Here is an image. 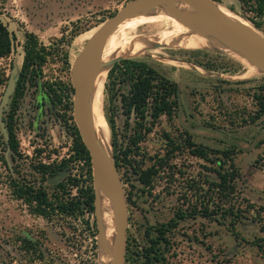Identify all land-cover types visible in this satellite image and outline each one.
<instances>
[{
  "label": "rangeland",
  "instance_id": "374dc122",
  "mask_svg": "<svg viewBox=\"0 0 264 264\" xmlns=\"http://www.w3.org/2000/svg\"><path fill=\"white\" fill-rule=\"evenodd\" d=\"M127 1L0 0V20L7 26L12 38L10 54L0 58V103L9 78L14 76L17 80L19 77L25 34L34 33L47 49L41 72L26 81L24 95L13 111L10 125L18 153L10 150L9 132L5 127L15 89L1 114L5 131L0 124V264H26L27 261L17 251L19 236L40 241L49 253L42 262L34 264H50L52 260L54 264H104L110 247L112 252L111 233L107 250L98 241L96 211L84 216L89 221L90 229L80 227V245L77 242L76 245H68L61 228L30 213L27 206L11 194L9 185L12 177L39 180L40 176L34 174L33 164L52 163L73 153L72 126L75 122L71 64L87 39ZM215 1L248 22L264 37V14L261 17L257 15V0ZM168 12L160 16L146 12L134 17L126 39L145 38L156 32L189 33L201 28L204 23L200 25L177 12ZM253 22L258 23L259 27H255ZM205 26L204 23L202 27L206 29ZM77 41L80 42L76 44ZM127 44H117L113 50L119 48L118 52L126 51L131 48ZM223 52L200 46L156 47L147 49L144 57L137 58L147 61L176 82L181 106H178L171 122L162 117L160 124L140 145L139 153H130L129 162L117 167L128 209L125 264L141 263L142 250L149 245V239L157 235L156 229L167 225L178 210L186 209L192 193L186 190L188 181L193 178L202 181L209 175L205 170L210 166L208 162L181 150L168 157V167L154 178L151 188L141 185L136 170L165 156V149L172 147L164 144L163 131L177 135L181 130H187L196 143L213 149L234 147L237 151L234 162L241 174L239 188L256 208L264 206V115L251 120L258 109L254 94L260 85H264V72H250L237 56ZM191 61L202 64L212 62L216 70L206 69ZM106 83L107 76L101 93L100 110L102 126L109 134L113 155L107 116L114 111L119 133H123L124 118L118 102L110 105ZM70 167L73 175L78 177L85 172L81 162H74ZM44 185L47 187L48 183ZM258 213V219L238 223L234 230L226 224L201 216L177 220L176 226L165 234L168 240L167 248L163 250L165 262L264 264V210L258 209ZM92 232L95 233L94 238ZM93 239L96 242L95 250L92 247ZM161 247L164 248L163 244Z\"/></svg>",
  "mask_w": 264,
  "mask_h": 264
},
{
  "label": "trees",
  "instance_id": "16d2710c",
  "mask_svg": "<svg viewBox=\"0 0 264 264\" xmlns=\"http://www.w3.org/2000/svg\"><path fill=\"white\" fill-rule=\"evenodd\" d=\"M256 12L258 16H263L264 0H257ZM253 24L259 27L258 23L253 22ZM11 49V33L0 20V58L10 54ZM46 55V46L34 33L27 32L23 45L21 70L10 103V122L17 103L24 95L26 81L41 72ZM191 62L206 69L216 70L212 62L203 64L196 61ZM105 90L110 105L115 104V101L118 102L124 118L123 133H119L114 111L112 110L107 116L111 144L114 146L113 157L116 166L120 168L123 163L129 162L130 153H139L140 145L160 124L162 117H165L168 122L174 119L178 108V87L176 82L168 79L147 61L123 58L115 61L109 68ZM257 90L254 98L258 109L251 120L264 115V85H260ZM10 122L9 147L12 153H18V145L12 134ZM72 134L74 135L73 153L68 158L52 163L33 164L34 174L40 176L39 180L12 177L9 186L11 194L21 200L30 213L57 224L68 245H76V242L80 245L78 232L80 227L83 230L90 229L89 221L84 216L95 211V194L89 155L75 125L72 126ZM161 135L164 144L172 147L165 149V156L158 157L152 164L136 170L137 180L141 185L151 188L154 178L163 168L168 167V157L173 156L175 151L181 150H186L192 157L208 162L210 166L205 167V170L209 175L202 181L195 178L188 181L186 190L192 193L187 200L186 209L178 210L167 225L156 229L157 235L151 237L149 245L142 250V261L139 264H167L163 257V250L168 245L165 234L176 226V221L179 219L201 216L210 221L226 224L234 230L238 223L248 219H258V209L264 210V206L256 208L239 188L238 182L241 174L234 162L237 153L234 147L225 149L206 147L196 143L187 130H181L177 135L163 131ZM117 145H125V147L117 148ZM74 162L83 164L85 172L79 177L72 173L70 164ZM45 182L48 183L47 187L44 185ZM93 232L91 235L94 238L95 233ZM147 234L149 235V232ZM162 244L164 248L161 247ZM16 247L19 256L27 261L26 264L42 262L49 256L40 241L26 236L17 237ZM92 247L95 250L94 239ZM54 262L52 260L50 264Z\"/></svg>",
  "mask_w": 264,
  "mask_h": 264
},
{
  "label": "water",
  "instance_id": "95a60500",
  "mask_svg": "<svg viewBox=\"0 0 264 264\" xmlns=\"http://www.w3.org/2000/svg\"><path fill=\"white\" fill-rule=\"evenodd\" d=\"M167 2L175 11L201 12L211 27L226 41L242 48L250 60L264 72V42L255 35L244 32L236 24L227 21L215 0H129L115 14L106 19L101 26L85 42L70 67L73 85L72 112L80 139L84 144L90 159L93 189L95 194V211L97 206V187L99 186L109 196L111 195L113 221L115 231L112 235V257L109 264L126 263V240L128 225L127 199L121 177L111 152L112 163L109 164L100 154L95 134L90 125L84 99L88 95L85 84L89 79L88 66L99 56L107 38L114 29L127 17L138 15L157 2ZM119 60V59H117ZM113 60L108 65L117 61ZM108 72V71H107ZM14 76L9 78L6 90L0 103V124L5 131L1 114L6 106L13 89L16 86ZM178 100V106L181 104Z\"/></svg>",
  "mask_w": 264,
  "mask_h": 264
},
{
  "label": "bare ground",
  "instance_id": "6f19581e",
  "mask_svg": "<svg viewBox=\"0 0 264 264\" xmlns=\"http://www.w3.org/2000/svg\"><path fill=\"white\" fill-rule=\"evenodd\" d=\"M218 7L227 21L236 24L240 30L255 35L264 42V37H262L258 33L257 29L252 27L248 22L240 19L233 12L221 6L220 4H218ZM158 8H160V10ZM167 11L177 12L181 14L183 18L185 17L187 20L193 21L194 23L196 22L197 24L200 25L204 22L206 25L205 28L207 30L209 29L208 31H210L211 33H209L206 29H204L203 28L204 26L202 27V25L204 24L203 23L201 25V28L198 27L196 29H193L189 33L182 31H167L162 33L156 32L154 34L150 33L151 35L145 38L138 37L137 39H133V40L126 39L127 33L130 31L132 20L134 17L142 15L146 12H150V14H152L153 16H160L163 15L164 12L167 13ZM149 17L152 16L150 15ZM79 42L80 41H77L76 44H78ZM122 43H128L127 45H129L131 48H128L126 51H121V52H118L119 48L115 51L113 50L114 46ZM192 46H196V47L200 46L203 48L212 49L214 51L218 50L220 52L224 51L223 53L229 52V54H232L235 57L237 56L238 59L242 61L243 64H245L249 68L250 72H258L259 70L261 71V69L250 60V58L243 51L242 48H238L232 45L231 43L226 41L222 36H220L211 27L208 20L201 12L196 13L195 11H186V12L175 11L172 8H170L167 2H161V1L157 2L147 10L141 12L140 14L127 17L109 35L99 56L96 58L95 61H93L88 66V70L90 71V76L89 79L86 81L84 87L86 90H88V95L84 99V104L86 107V112L89 118L90 125L92 126L95 134L97 147L102 157L109 164L112 163L111 147L108 139L109 134L107 133V130L102 126V116L100 110L101 93L104 87V81L107 76L109 63L113 60H117L121 58L122 59L142 58L145 56L147 49H154L156 47L187 48ZM97 197H98V201L96 206V216L99 224L98 241L99 243H101L103 248L107 250L108 249L107 244L111 239L110 233L112 237L115 231L113 214L111 211V206L113 202L111 199V195L109 196L99 186L97 187ZM111 257H112V252L110 247V250L108 251L107 255L104 257L105 263L107 262L109 264Z\"/></svg>",
  "mask_w": 264,
  "mask_h": 264
},
{
  "label": "flooded vegetation",
  "instance_id": "af4514ba",
  "mask_svg": "<svg viewBox=\"0 0 264 264\" xmlns=\"http://www.w3.org/2000/svg\"><path fill=\"white\" fill-rule=\"evenodd\" d=\"M9 115H7V117H6V119H5V127H6V131H7V129H8V127H9ZM7 141H8V139H7ZM7 145H9L8 144V142H7ZM148 232V231H147ZM147 232H146V234H147ZM168 232V231H167ZM166 232V233H167Z\"/></svg>",
  "mask_w": 264,
  "mask_h": 264
}]
</instances>
